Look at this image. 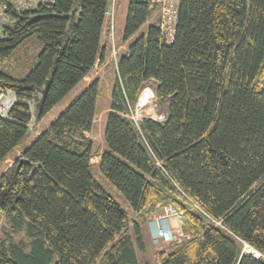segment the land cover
I'll use <instances>...</instances> for the list:
<instances>
[{
    "label": "trees",
    "instance_id": "obj_1",
    "mask_svg": "<svg viewBox=\"0 0 264 264\" xmlns=\"http://www.w3.org/2000/svg\"><path fill=\"white\" fill-rule=\"evenodd\" d=\"M111 3L8 6L0 94L14 101L0 115V167L20 146L27 163L0 171V264H140L141 224L164 205L182 212V236L154 251L156 264H264V0H180L172 42L158 18L144 27L148 0H128L122 38L131 41L115 64L98 170L130 213L92 171L98 80L24 145L31 123L106 59ZM33 36L32 64L7 67ZM147 85L166 114L133 123L127 114Z\"/></svg>",
    "mask_w": 264,
    "mask_h": 264
},
{
    "label": "rangeland",
    "instance_id": "obj_2",
    "mask_svg": "<svg viewBox=\"0 0 264 264\" xmlns=\"http://www.w3.org/2000/svg\"><path fill=\"white\" fill-rule=\"evenodd\" d=\"M115 2H117V5L115 6ZM127 5L128 0H112L111 6L109 7V13L106 19V24L103 31V38H102V44L105 45L107 48V58L104 63H97L93 70L89 73V75L84 79V81H81L78 83V85L70 91L67 96L62 99L60 102L57 103L56 107H54L50 112H48L45 115V118H43L41 121L35 123H31L29 126L31 128V135L27 138L25 141L26 143L31 140V138H34L35 136L39 135L42 131L46 129L48 124L54 120L59 113L64 111L70 102L74 100L79 94L82 92L83 89H85V84H90V82L94 80H98L99 83H102L101 85V93L97 99V106H96V116L93 121V127L92 130L86 134V137H88L91 142L93 143V148L95 151V154L91 158V164H92V171L95 175V178L97 179L100 184L107 189L110 193H112L117 201L122 204L125 208H127V204L125 203L124 199L119 196L118 192H115L113 187L110 185L106 179L103 178V176L100 174V171L98 170V161L100 154L104 151L105 144H104V136H103V130L105 127V120L107 111L109 109L111 95H112V87L113 83L115 81V75H116V61L118 58L125 52L129 42L124 41L122 38V28L124 25V17L127 12ZM113 17V18H112ZM159 17L158 10L153 12L148 22L144 25V27L147 24L150 23H156ZM144 27L140 30V32L144 29ZM41 47L36 39L35 36L28 39L24 44H22L19 49L15 52L16 57L18 58L17 62H13V60H10L7 62V67L12 68H18L20 69V65L25 64H32L34 57L36 54L40 51ZM26 71V70H25ZM9 95H13L9 93ZM10 99V98H9ZM137 104L136 108L133 111H130L127 114V117L133 121V123H137L141 118H148L153 117L156 120L162 119L165 114V106L163 104L158 103L157 99H155L153 88L147 85L143 89V91L139 94L137 98ZM8 101V96L5 94L4 97L0 100V102L3 104ZM24 147V146H23ZM23 147H18L15 151H13V154L9 157L11 162L15 161L16 158H18L19 150H21ZM5 167V163L2 164L0 167V171ZM130 211V210H129ZM130 213V212H129ZM4 225V220L2 217L0 218V238L2 236V227ZM182 224L179 225L175 230V236L176 234L182 233ZM23 237V235H16L14 238L15 241L17 239ZM148 242V243H147ZM163 245H167L170 241H163ZM155 243V242H154ZM149 241L145 240V248L146 251H143V253L138 252V260L140 261V264H156L155 259L153 258V248L148 245ZM155 245V244H154ZM157 244L156 246H158ZM245 253H252V249L249 247L244 248Z\"/></svg>",
    "mask_w": 264,
    "mask_h": 264
},
{
    "label": "built area",
    "instance_id": "obj_3",
    "mask_svg": "<svg viewBox=\"0 0 264 264\" xmlns=\"http://www.w3.org/2000/svg\"><path fill=\"white\" fill-rule=\"evenodd\" d=\"M51 0H5V3L0 1V35L3 30L12 24V19L7 14L8 6L13 11H29L37 8L42 3L50 2ZM150 7L154 10H158V26L161 30L162 37L166 42H172L175 33V25L178 21L177 11L178 3L180 0H148ZM8 3V4H7ZM8 96V101L3 104L0 102V115L6 116L8 110L11 108V104L14 101V96L9 95V92L0 94V100L4 95ZM10 98V99H9ZM155 119V118H154ZM170 217L177 219L178 224H182V212L173 209L170 205H164L160 208L159 212L153 213L151 217L150 225L153 227V240L155 243L161 241H173L177 237L182 236V233L176 234L175 228L169 222Z\"/></svg>",
    "mask_w": 264,
    "mask_h": 264
},
{
    "label": "crops",
    "instance_id": "obj_4",
    "mask_svg": "<svg viewBox=\"0 0 264 264\" xmlns=\"http://www.w3.org/2000/svg\"><path fill=\"white\" fill-rule=\"evenodd\" d=\"M107 58V57H106ZM106 61V59L103 61V62H101V63H104ZM97 64V63H96ZM116 76V75H115ZM87 77V76H86ZM85 77V78H86ZM84 78V79H85ZM84 79H83V81H84ZM89 84H85V87H87ZM102 85V83H100V86ZM101 90V89H100ZM112 90V89H111ZM153 118V117H152ZM35 138V137H34ZM34 138H31V140L29 141V142H25L24 143V145L25 146H28L33 140H34ZM20 147H23V146H20ZM18 148V147H17ZM17 148H15L13 151H15ZM26 147H24V149H25ZM23 149V150H24ZM21 152H22V149L21 150H19V155L21 154ZM13 154V153H12ZM11 156V155H10ZM9 156V157H10ZM7 158L3 163H5V167L2 169V170H4V169H6V168H8L9 166H11L12 164H13V162H11V160H10V158ZM100 160V159H99ZM99 162V161H98ZM128 206V205H127ZM128 211L130 210L129 209V207H127L126 208ZM130 212V211H129ZM150 221H151V218H149L148 220H146V221H144V222H142V224H141V226H142V237L144 238V243H145V240H147V241H149V246H151V248H153V253H154V251L155 250H157V249H161V248H165V246H161V244L163 245V243H165V242H163V241H161V242H159V243H154V240H153V227H152V225H150ZM169 222H170V224L172 225V227L173 228H175V230H176V228L180 225V224H178V222H177V219H175L174 217H170V219H169ZM148 243V242H147ZM161 243V244H160ZM155 244V245H154ZM157 244H159L158 246H156ZM145 251H146V248H145Z\"/></svg>",
    "mask_w": 264,
    "mask_h": 264
},
{
    "label": "water",
    "instance_id": "obj_5",
    "mask_svg": "<svg viewBox=\"0 0 264 264\" xmlns=\"http://www.w3.org/2000/svg\"><path fill=\"white\" fill-rule=\"evenodd\" d=\"M48 85H49V82L46 83L44 89L41 91V93H42V97H41V99L37 102V107H38V108L41 107L42 102H43V100L45 99V95H46V91H47ZM25 149H26V148H25ZM25 149L22 150L20 156L18 157V158H19V161H18L19 163H18V165H17V168H18L21 164H25V163H27V160H26L25 158H23V155H24V153H25ZM1 215H2V214L0 213V218H1ZM254 256H255V257H258L259 255L256 254V253H254Z\"/></svg>",
    "mask_w": 264,
    "mask_h": 264
},
{
    "label": "bare ground",
    "instance_id": "obj_6",
    "mask_svg": "<svg viewBox=\"0 0 264 264\" xmlns=\"http://www.w3.org/2000/svg\"><path fill=\"white\" fill-rule=\"evenodd\" d=\"M113 18V17H112Z\"/></svg>",
    "mask_w": 264,
    "mask_h": 264
}]
</instances>
